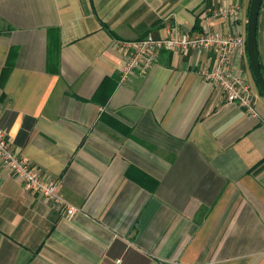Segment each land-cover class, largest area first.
<instances>
[{"label":"crops","instance_id":"crops-1","mask_svg":"<svg viewBox=\"0 0 264 264\" xmlns=\"http://www.w3.org/2000/svg\"><path fill=\"white\" fill-rule=\"evenodd\" d=\"M250 0H0V128L77 212L0 166V264H264L259 114L200 71L210 47L160 50L120 80L121 41L208 27L245 36ZM236 6L237 18L213 16ZM264 73V0L257 21Z\"/></svg>","mask_w":264,"mask_h":264},{"label":"built area","instance_id":"built-area-1","mask_svg":"<svg viewBox=\"0 0 264 264\" xmlns=\"http://www.w3.org/2000/svg\"><path fill=\"white\" fill-rule=\"evenodd\" d=\"M212 15L234 20L237 18L238 9L236 6L219 7ZM119 43L123 54L121 81L134 72L144 74L156 61L157 54L162 49L186 52L189 47H210L214 54L212 64L209 68H202L200 74L225 95L228 103L236 104L252 116L259 114L252 100L249 84L233 68V58L246 54L245 36L206 27L192 36L185 32L172 31L165 37L155 38L148 34L138 40ZM11 146L12 139L0 128V166L9 170L26 188L49 200L55 209L71 218L77 208L59 193V181L40 173L27 158L17 156Z\"/></svg>","mask_w":264,"mask_h":264},{"label":"water","instance_id":"water-1","mask_svg":"<svg viewBox=\"0 0 264 264\" xmlns=\"http://www.w3.org/2000/svg\"><path fill=\"white\" fill-rule=\"evenodd\" d=\"M262 0H250L246 19V56L255 83L264 96V76L260 69L257 52V21Z\"/></svg>","mask_w":264,"mask_h":264},{"label":"trees","instance_id":"trees-1","mask_svg":"<svg viewBox=\"0 0 264 264\" xmlns=\"http://www.w3.org/2000/svg\"><path fill=\"white\" fill-rule=\"evenodd\" d=\"M261 72H262V70H261ZM262 74H263V76H264V73L262 72ZM256 86H257V84H256ZM257 88H258V86H257ZM258 91H259V93L263 96V94H262V92L260 91V89L258 88Z\"/></svg>","mask_w":264,"mask_h":264}]
</instances>
